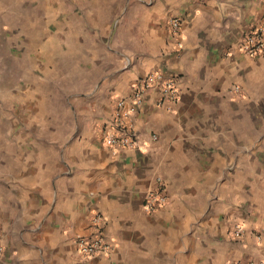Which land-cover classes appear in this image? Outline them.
I'll use <instances>...</instances> for the list:
<instances>
[{
  "label": "crops",
  "instance_id": "0c3cea01",
  "mask_svg": "<svg viewBox=\"0 0 264 264\" xmlns=\"http://www.w3.org/2000/svg\"><path fill=\"white\" fill-rule=\"evenodd\" d=\"M263 16L264 0H0V264H264V54L242 49ZM25 32L75 50L74 94L101 114L75 107L69 138L60 114L32 133L14 114ZM152 72L176 97L155 83L129 121L138 147L114 149L104 127ZM159 179L168 201L151 211ZM97 212L115 247L86 255L77 238Z\"/></svg>",
  "mask_w": 264,
  "mask_h": 264
},
{
  "label": "rangeland",
  "instance_id": "374dc122",
  "mask_svg": "<svg viewBox=\"0 0 264 264\" xmlns=\"http://www.w3.org/2000/svg\"><path fill=\"white\" fill-rule=\"evenodd\" d=\"M28 37L25 32V48L22 53L25 54V58L20 60L19 64L15 63L14 84L15 86L18 84L23 87L13 93L14 114L23 121L25 129L28 128L31 133L34 130L35 132L43 130L41 128H44V132L53 130L51 127L54 115L60 114L63 122L64 120L70 121H67V126L63 128L64 135L69 138L76 134L75 126L72 125V120L77 112L75 107H79L77 119L88 120L89 123L99 119L101 113L86 112V96L74 94L77 89L71 83L74 75L71 71L72 67L69 60H71V54H74L73 51L75 50L68 44L65 47H61L60 51L48 48L43 45L41 40ZM15 49L21 50L17 46H15ZM38 55H45L48 62L44 65L39 64L40 57L37 58ZM54 59L56 62L52 63ZM21 61H24V63L21 64ZM16 67H23L25 70L23 76H21L22 72L20 70L16 71ZM54 68L57 74L55 76L56 84L53 85V80L51 83H47L46 79L49 78L46 76L49 75V69L54 70ZM41 75L42 78L40 77ZM78 90V92L81 91L79 88ZM78 98L84 99V102L78 104L79 106L77 105ZM57 106L59 107L58 109ZM55 110L59 111L56 112ZM70 125L72 126L70 127ZM81 129L79 128V130Z\"/></svg>",
  "mask_w": 264,
  "mask_h": 264
},
{
  "label": "built area",
  "instance_id": "2783aa9c",
  "mask_svg": "<svg viewBox=\"0 0 264 264\" xmlns=\"http://www.w3.org/2000/svg\"><path fill=\"white\" fill-rule=\"evenodd\" d=\"M173 32L179 33L181 23L178 18L171 20ZM243 51L250 56L264 54V16L262 22L246 35L242 42ZM163 87V91L170 100L177 94L175 81L165 78L161 72H152L139 80L136 90L127 97L118 101L117 111L114 117L104 127V140L106 144L117 148H137L140 139L135 131L130 118L144 105L150 96V91L154 84ZM234 92H242L241 85L235 84L231 87ZM153 139H157L156 133L152 134ZM168 201L166 183L159 179V185L153 190H149L146 199V208L155 210ZM107 219L101 212H97L93 217L94 232L89 235H81L77 238L79 251L86 255L108 254L115 247V240L106 232ZM237 238H242L247 234V228L243 224H236L233 229ZM260 238V236H258Z\"/></svg>",
  "mask_w": 264,
  "mask_h": 264
}]
</instances>
